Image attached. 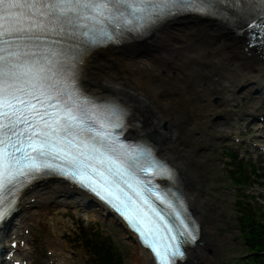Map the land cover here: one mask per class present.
Returning a JSON list of instances; mask_svg holds the SVG:
<instances>
[{
	"label": "bare ground",
	"instance_id": "6f19581e",
	"mask_svg": "<svg viewBox=\"0 0 264 264\" xmlns=\"http://www.w3.org/2000/svg\"><path fill=\"white\" fill-rule=\"evenodd\" d=\"M216 22L222 28L214 21H200L189 17L178 18L156 30L141 43L152 45L151 49L134 50L133 48L138 45L102 49L92 53L83 66L85 87L94 93L108 94L112 91L127 102L132 108L133 115L140 117L137 125L133 126L132 132L143 136L150 132L156 133L161 142L159 143L160 147H158L159 152L170 160L176 177L184 180L185 193L179 191L178 200L180 202L187 196L192 204L193 211L196 212L202 223V243L195 247L187 248L192 264H217L223 252L220 251V248H222L221 242L216 238V230L222 223V221H216V218L222 213L212 209V205L209 202L211 197L207 196L205 192L203 193V187L207 186L206 173L203 170H198L200 164L205 160L202 154H198L200 153L202 135L198 130V121H200L201 125L205 121L202 117H198L191 122H187L188 134L182 135L187 138V141L182 136L178 139L179 133L176 128L178 126L181 127L182 123L185 124L187 107L180 94H177V96L171 93L168 96L163 95V92L167 91L168 88L162 85L155 77L158 76L160 79L170 80L169 83L176 86L174 78L177 74L168 69V67L180 66L187 70L188 74L185 76L187 77L185 82L190 83V86L188 87L189 89H185L186 93L189 95L193 87H197L202 95L207 96L203 97L202 101L205 106L200 112L213 105L215 95H221L226 91L231 95L234 90L228 85L224 88L226 91L221 87L223 81L232 83V74L225 71L228 68L224 64V57L228 56L229 53L234 55L236 60L238 57L249 64L250 72L247 71L249 72L248 74H251V78H244V76L238 81L239 84L243 85L242 91L245 94L252 93V86L263 84L264 76L260 73L262 72L261 65L264 64V47L248 46L245 36L240 39L242 35L240 37L236 36L227 29V26L219 21ZM226 32L239 43V47L230 36L226 37ZM227 45L231 47L232 52L229 49H225ZM241 46L245 48L244 51L240 49ZM165 49H168L169 52L164 56ZM203 59H205L204 63L207 62L208 64L207 71L211 68H209L210 65L213 66L209 71L212 75L209 79L211 89H205L206 91L202 90L203 78L194 76V73L199 70L191 69V67L194 68V63H202ZM120 61L123 62V67L118 74L114 71L116 69L115 62ZM238 66L240 67L241 65ZM218 69H220L219 72H217ZM142 70L150 75L149 80L144 79L141 73ZM242 70L244 71V69ZM178 78L183 81L184 77L178 76ZM163 88L165 89L164 91ZM263 95L264 93L260 92L258 96L259 103H256V105H260L264 101L262 100ZM229 100V98L222 97L221 104L213 107V110H222ZM192 106H195V102ZM210 116L217 117L219 115L218 113L210 112ZM212 127L213 125H210L209 128ZM224 137L228 139V135H217V138L221 140H224ZM191 148L197 153L193 152ZM59 188H62L63 191L67 189L71 194H74L77 199L76 203L80 204L82 208L84 204L81 201L90 203V196L70 184L64 181L47 179L27 190L19 199H14L17 208L12 213L11 221L19 227L28 228L27 219L32 216V209H46L52 212V208L56 205L47 204L45 198L47 200L53 198L55 203H58L57 197L63 196L60 194L61 192L58 193L59 195L56 194V192L60 191ZM32 198H35L34 202H31ZM96 208L100 209L104 215L107 213V210L101 204H99V208ZM88 212L92 213L93 211ZM2 216L0 213V219ZM54 216L55 214L52 217ZM109 218L115 222L117 220L115 216H109ZM58 222L64 223V220L60 219ZM17 233L21 234L20 231ZM22 238L26 239L27 237L23 235ZM131 241L135 244L129 256L130 264H151L147 253L135 241V238H131ZM27 248L28 245L21 248L25 259L29 257Z\"/></svg>",
	"mask_w": 264,
	"mask_h": 264
},
{
	"label": "rangeland",
	"instance_id": "374dc122",
	"mask_svg": "<svg viewBox=\"0 0 264 264\" xmlns=\"http://www.w3.org/2000/svg\"><path fill=\"white\" fill-rule=\"evenodd\" d=\"M194 19L199 20L197 18ZM214 22L217 23L216 21ZM227 29L230 31L228 27ZM242 35L244 36L245 34ZM228 36H230V38L234 41V43L239 47V43L236 40H234L230 34L226 32V37ZM242 45L246 47L243 43ZM226 47H225L226 50L229 49L230 52H232L231 47L229 45H227ZM151 48L152 45L150 44H138V46L134 47L133 49L149 50ZM240 49L244 51L245 48L241 46ZM168 52L169 50L165 49L164 56ZM237 60L235 59V56L232 55L231 53H229L228 56H225L224 64L229 71L225 69L224 70L227 73H231L235 76L239 75L242 77L245 76L244 78H251L250 77L251 74H248L250 72L249 64L241 58L237 57ZM204 62L205 59L202 60V63L199 64L194 63L195 66L194 68L191 67V69L199 70L196 73H194V76L200 77L202 75L209 77L210 79L212 75L209 71L212 69L213 66L210 65L209 68L210 67L211 68L209 69V71H207L208 64L207 62L206 63ZM238 65L241 66L239 67ZM115 67L116 69H114V71L119 74L122 70L121 68L123 67V62L122 61L115 62ZM261 67L262 69H264V64H262ZM162 69H166V68H162ZM168 69L172 70L174 73L177 74V76L174 78L176 86L169 83L170 80L168 81V80L160 79L158 76H156L155 78H157L162 85H165L168 88L167 91L163 92V95L168 96L172 94L174 96H177V94H180L187 107L186 119L184 122L185 124L182 123L180 129H178L179 126L176 128L178 129V133H179L178 139H179L181 138L180 136H182L183 134H188L187 122H191L192 120L198 117H202L204 121H207V117L205 116V113L197 112V110H199L198 108L204 104L202 103L203 97H207V96L202 95L198 91L197 87L196 88L193 87L189 95L188 93H186L185 89H189L188 87L190 86V83L185 82L187 80V77L185 76L188 74V71L185 70L183 67L174 66L172 68L168 67ZM242 69H244V71ZM143 71L144 70H142L141 72L142 76L144 77V79L149 80L150 75H148V73ZM219 71L220 69L217 70V72ZM178 76L184 77L183 81H181V79L178 78ZM238 81L239 80H236L237 83H239ZM227 85L228 82L223 81L221 87L223 88L224 91H226L224 88ZM213 86L215 87V85ZM253 87L254 86H252V88ZM205 89L206 90L211 89L207 78L203 79V83H202V90L206 91ZM164 90L165 89L163 88V91ZM226 92H223L222 94H224V96H221V98L226 97L230 99L226 103L225 107L222 110L215 111L213 110V108L209 110L211 113L212 112L218 113L219 116H217L216 118L219 119L221 123L213 125L212 128H207L201 125L200 121H198L199 122L198 130L199 132L202 133L201 147L199 151L200 153L198 154H202L205 159L203 163L200 164L198 170L199 171L203 170L206 173L207 186L203 187L202 189L203 193L205 192L207 196L211 197L209 202L212 205V209H216L220 213H222L219 215V217L216 218V221L218 222L222 221V223L218 226L216 230V234H217L216 238L220 240L222 245L220 251H223L218 259L217 264H255L254 261L250 262V259L251 256H255L257 254L255 252L254 253L250 252L248 245L249 239H247L244 236L243 227L242 224H240L239 220L242 217V210L245 208V206L251 205L252 207H249L248 210L252 211V213L257 215V218H259L262 222H264V215L262 216L260 215V213L264 212V169L261 168L260 163L256 164L254 161H247V159L241 155L240 157H238L239 152L234 148L235 143L233 141V137L236 136L235 133L238 132L239 127L241 125L246 126L247 124H249V122H251L252 117L257 118L259 117V114L257 111H255L254 105H252L245 110V113L243 114L242 117L238 118V115L236 114H242L244 112L242 106L243 100H241V98L237 96L236 103L240 108H233L236 107L233 104L234 99L230 95L227 96L225 94ZM249 94L250 93L246 95L248 96ZM221 98L218 99V102H222ZM194 102H195V106L193 107L192 105L194 104ZM218 102H213L212 104L214 105V103L217 104ZM261 104H264V101H262ZM262 109H263L262 112H264V108ZM253 111L256 112L255 115L253 114ZM133 118L139 120L140 117L137 115H133ZM259 123L262 122H259L258 120H254V125L257 126ZM217 135L220 136L228 135V139H224L225 140L223 142V144H225L224 146L221 143L223 140L217 138ZM157 139H158V143H161L159 141L158 136ZM184 139L185 141H187V138L184 137ZM215 139L219 140L217 143V149L214 151L213 150L208 151L212 147L213 144L212 141H214ZM191 149L193 152L197 153V151H195L193 148ZM227 149L233 153H236L235 156L237 157V160L239 159L244 160V162L238 164L236 167L237 171L242 175V177L250 176L251 171L254 168L252 163L255 164L256 174L251 175L249 181H246L241 185L232 184L231 178L229 176H230V169H232L230 163L232 162L233 157L227 155ZM245 168H247L246 172H245ZM238 188L244 191V193L248 194L249 197L239 196L237 194ZM59 190L60 191L56 192V194L61 192L60 194H62L63 196L57 197L58 203H55V199L53 198L50 200H47V198H45L47 204L56 205L55 207L52 208L53 213L46 209L44 210L32 209L33 212L31 213V215L36 216V222H37L36 223L37 226L36 228H34L35 231L32 233V237L35 239L34 245L37 246V250L35 251L34 254H31V257L29 259H27L28 264L34 263V258H36L39 255L42 264H95L94 254L91 252L87 244L82 240L83 235H91V234H96L97 236L104 237L105 239L110 241H112V237H113L117 245L119 246L122 255L123 260L120 264H130L129 256L131 254V251L135 243H133L131 239H127L128 235L125 234V231H123L120 227L116 226L115 221L113 219L109 217L108 218L110 220L107 219L103 213H102L103 215L100 213L95 214L94 210H92L93 212L91 213L78 209L77 207L80 208L81 206L80 204L76 203L77 200L76 196L74 194H71L67 189L63 191L62 188H59ZM53 195L56 197L55 194ZM221 197H227L228 201L226 203H223V201H221ZM34 199L35 198H32L31 202H33ZM66 200L75 202L76 203L75 206L77 207L67 206ZM238 200H242L243 204L241 203L239 204ZM247 202L250 203L248 204ZM91 208L96 209V207H91ZM53 214H55L54 217H52ZM30 218L27 219L28 224H30L29 222ZM78 218H81V220H83V218L86 219L87 223L88 224L90 223L89 226H83L82 222H78L76 220ZM213 218H214V214H213ZM56 219H58V221L62 219L64 220V223H59L58 221H56ZM75 226H77L79 230L84 227V232L82 234H80L79 232H75L76 230ZM92 227H95L100 231H105L106 233H109V235L108 236L103 235L98 231H94ZM113 244L114 247L118 250L117 245L115 243ZM190 256L192 258L191 252H190ZM62 258H64L65 260L63 263H60L62 261Z\"/></svg>",
	"mask_w": 264,
	"mask_h": 264
},
{
	"label": "trees",
	"instance_id": "16d2710c",
	"mask_svg": "<svg viewBox=\"0 0 264 264\" xmlns=\"http://www.w3.org/2000/svg\"><path fill=\"white\" fill-rule=\"evenodd\" d=\"M245 216L247 214H244ZM242 224L246 223L244 227V235L248 238L250 242V250H255L262 252L264 251V231L261 230L255 220H252L250 217L247 219L241 218ZM93 241L96 244L92 243V249L97 255V260L99 264H120L117 254L118 250L114 247L112 241L105 239L104 237L97 236L94 234L91 238L87 239ZM260 255L252 258L256 264H258V257Z\"/></svg>",
	"mask_w": 264,
	"mask_h": 264
},
{
	"label": "water",
	"instance_id": "95a60500",
	"mask_svg": "<svg viewBox=\"0 0 264 264\" xmlns=\"http://www.w3.org/2000/svg\"><path fill=\"white\" fill-rule=\"evenodd\" d=\"M239 77H241V76H239ZM119 220H120V219H119ZM120 224H121V227H122L124 230L129 231V229H128V227L126 226V224H125L124 222H122L121 220H120ZM200 243H202V242H200ZM183 264H186V263L184 262Z\"/></svg>",
	"mask_w": 264,
	"mask_h": 264
}]
</instances>
